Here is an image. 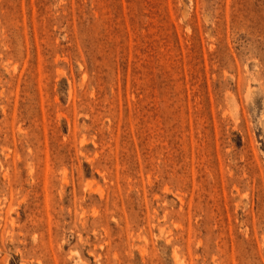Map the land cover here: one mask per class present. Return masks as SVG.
I'll return each instance as SVG.
<instances>
[{"label":"rangeland","instance_id":"1","mask_svg":"<svg viewBox=\"0 0 264 264\" xmlns=\"http://www.w3.org/2000/svg\"><path fill=\"white\" fill-rule=\"evenodd\" d=\"M0 264H264V0H0Z\"/></svg>","mask_w":264,"mask_h":264}]
</instances>
